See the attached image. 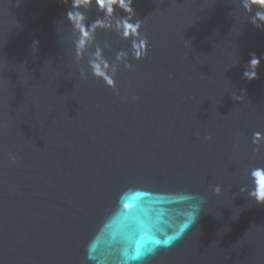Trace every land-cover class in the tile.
Wrapping results in <instances>:
<instances>
[{
	"label": "water",
	"instance_id": "water-1",
	"mask_svg": "<svg viewBox=\"0 0 264 264\" xmlns=\"http://www.w3.org/2000/svg\"><path fill=\"white\" fill-rule=\"evenodd\" d=\"M85 7L86 24L104 18ZM132 7L149 42L140 61L114 30L80 37L71 0H0V264H264V204L250 196L264 169L259 9ZM90 61L113 65L118 93Z\"/></svg>",
	"mask_w": 264,
	"mask_h": 264
},
{
	"label": "clouds",
	"instance_id": "clouds-1",
	"mask_svg": "<svg viewBox=\"0 0 264 264\" xmlns=\"http://www.w3.org/2000/svg\"><path fill=\"white\" fill-rule=\"evenodd\" d=\"M95 4L97 8L104 13L103 19H97L90 25L86 24L87 17L80 11L81 8L88 9L85 6H91ZM72 9L68 13V20L72 24L73 30L76 31L80 37L85 35L93 37L96 29H109L117 32L121 38L128 39L131 41L132 46V57L136 61L145 59L149 50V42L146 36H141L140 29L142 22L134 20L135 13L132 7L133 0H71ZM242 6L247 12H251L253 7L259 9L252 17L251 22L257 27H264V0H242ZM119 8L127 14L125 17H116V9ZM110 20L111 22H106ZM84 43L83 39L76 41L77 55L82 56L81 45ZM97 57H102V54L98 50L96 53ZM116 60L124 65V68L128 71L133 69L132 64L129 62L128 53L119 51L116 53ZM260 64V59L252 55L249 61V70L244 72V77L248 80H254L257 78L256 69ZM91 74L97 79H101L104 84L111 88L114 92L119 91L117 85V76L113 65L107 61H103V65L97 61H90L88 65ZM87 77L85 76V79ZM235 99H242V97H235ZM205 140L211 141L212 137L207 136ZM252 143L259 147L264 146V134L261 132H254ZM15 162L14 157H10ZM254 179L256 187L250 192V196L253 197L257 203L264 204V169L256 168L250 173ZM214 192L217 196L221 195L222 189L219 185L215 186ZM195 222V217L190 221L189 224L185 225V228L189 227L191 223ZM173 242V238L169 237L163 241L165 246H170ZM159 244L160 241H157ZM152 249L150 252H154Z\"/></svg>",
	"mask_w": 264,
	"mask_h": 264
}]
</instances>
